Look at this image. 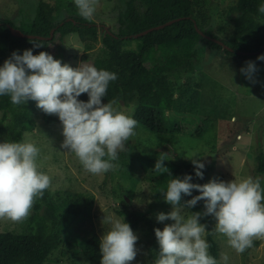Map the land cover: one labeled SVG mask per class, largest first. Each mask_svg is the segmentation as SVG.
Instances as JSON below:
<instances>
[{"label": "rangeland", "instance_id": "1", "mask_svg": "<svg viewBox=\"0 0 264 264\" xmlns=\"http://www.w3.org/2000/svg\"><path fill=\"white\" fill-rule=\"evenodd\" d=\"M40 1L0 0V22L27 28L24 24L35 20ZM44 1L55 7L57 21L80 16L74 0ZM236 3L237 0H209L210 20L206 29L224 41L233 33ZM130 4L144 7L143 0H99L93 19L100 27L96 37L82 41L77 32H71L39 49H48L54 58L73 68L81 62L93 66L95 58L107 53L102 42L105 29L118 33L129 30L126 14ZM197 47V65L190 73L191 103L161 111L162 132H152L138 124L126 150L119 152V159L113 162L117 166L106 173L85 171L74 153L65 152L61 147L64 137L58 116L47 115L40 109L31 114L26 123L27 138L40 149L38 163L51 177L50 190L63 192L67 202L68 191L89 190L95 196L90 219L79 217L66 228L61 246L46 264H90L81 252L82 245L92 233L102 238L107 232L109 225L103 223L105 216L123 219L116 210L123 208L126 198L130 203L127 209L147 214L133 229L139 236L136 245L139 252L130 264H153L156 255L151 257L150 249L152 241L156 240L154 229L164 223H174L171 220L160 223L156 219L158 213L172 210L161 194L167 190L170 176L167 172L153 170L161 152L167 153L165 161L199 158L207 168L203 184L213 178L231 181L257 175V155L264 151V61L256 63L258 71L254 78L257 82L252 83L240 72L246 66L242 60L228 56L223 49L211 50L203 41H199ZM118 103L130 109L133 117L135 103ZM196 129L201 135L195 134ZM143 163L150 164L148 171ZM191 212L194 211L183 209L182 214L187 217ZM28 218L21 222L0 220V231L26 233ZM216 238L220 247L218 261L221 253H225L229 257L228 264H264V240H255L253 247L237 253L224 235L216 233Z\"/></svg>", "mask_w": 264, "mask_h": 264}, {"label": "clouds", "instance_id": "2", "mask_svg": "<svg viewBox=\"0 0 264 264\" xmlns=\"http://www.w3.org/2000/svg\"><path fill=\"white\" fill-rule=\"evenodd\" d=\"M79 15L88 21L94 19L99 0H74ZM264 14V3L258 6ZM43 47L33 42V48ZM33 48L14 51L0 66V96H10L13 105L35 101L38 109L47 115L58 116L64 140L61 147L74 153L85 171L106 173L117 165L119 152L125 151L129 139L135 135L138 121L113 99L103 102L110 82L118 79L115 72L97 69L81 62L73 68L54 58L47 51L33 53ZM264 61V54L257 57ZM240 69L246 79L256 83L258 71L255 61H246ZM87 94V101L79 99ZM22 141L0 142V220H25L38 198L51 185V177L38 163L40 149L24 134ZM161 152L154 166L156 172H167ZM195 176L203 179L205 164L191 159ZM172 177V176H171ZM193 176L185 174L168 181L162 195L172 210L156 215L158 222L171 220L161 230L154 229L159 251L153 264H228L229 257L221 253L220 261L210 255L211 245L206 240L207 225L202 217L212 216L216 221L212 232L224 235L228 245L237 253L253 247L255 240H264V187L261 177L248 176L225 181L218 178L208 183H193ZM199 195L184 201L183 196ZM204 202L203 212L185 216L183 209ZM109 228L100 240V264H130L138 255L139 236L123 219L106 217Z\"/></svg>", "mask_w": 264, "mask_h": 264}, {"label": "trees", "instance_id": "3", "mask_svg": "<svg viewBox=\"0 0 264 264\" xmlns=\"http://www.w3.org/2000/svg\"><path fill=\"white\" fill-rule=\"evenodd\" d=\"M143 2V8L134 4L129 5L126 14L128 31L118 33L111 28L105 29L102 42L107 53L105 56L95 58L93 66L115 72L118 76L117 80L110 82L103 101L115 99L127 104L135 103L133 118L152 132L163 131L161 111L168 112L172 108H182L191 103L193 90L190 73L197 65L199 41L205 42L211 50L223 49L228 56L243 62L251 60L259 63L257 57L264 54V49L258 54L238 52L257 51L262 48L264 14L258 12V6L264 3V0H237L234 7L236 14L232 17V36L226 41L223 40L232 50L224 49L220 43L198 31L201 29L212 37L219 38L206 29L210 20L209 0H143ZM55 13V7L50 2L42 0L38 5L35 20L24 24L27 28L15 26L27 33L43 36H49L51 30L56 27L51 40L18 37L12 33L7 22L1 21L0 66L14 51L18 50L22 55L24 50L33 48V42L45 45L71 32H77L82 41L98 35L100 27L96 21H88L76 15L72 16V19L57 21ZM176 17L183 18L144 35L132 36ZM41 51L49 52L48 49L33 48L34 54ZM83 57H86V53ZM178 80L181 83L177 84ZM79 99L87 101L89 97L85 93ZM37 109L35 101L30 100L27 104L17 106L11 103L10 96H0V142L7 139L24 140V134L28 130L26 123ZM52 119L50 117V120ZM195 134L201 135L199 129L195 130ZM143 165L148 171L150 164ZM164 165L170 170L172 176L169 175L170 179L182 178L185 174L193 176V183L203 184L206 179L207 168L202 170L204 176L200 179L195 176V168L191 161H164ZM256 172L254 178L261 177L260 174L264 175L263 150L257 155ZM261 179L264 187V176ZM199 194V191L193 190L192 196H183L182 203ZM94 199V194L89 190L68 191L67 202L63 192L53 193L50 188L46 189L43 197L38 198L31 209L26 233L0 231V264H46L50 256L61 246L66 228L79 217L90 219ZM129 204L123 200V208L116 212L124 216L125 222L134 229L147 214L127 209ZM190 209L194 212H203L204 202L200 201ZM201 222L207 225L206 230L210 233L206 235L211 245L209 253L217 259L220 247L216 233L212 232L216 225L215 219L212 216L202 217ZM165 224H161V230ZM100 240L101 236L94 232L82 245L81 252L90 264H100ZM158 251L159 244L157 240H153L150 256H157Z\"/></svg>", "mask_w": 264, "mask_h": 264}, {"label": "water", "instance_id": "4", "mask_svg": "<svg viewBox=\"0 0 264 264\" xmlns=\"http://www.w3.org/2000/svg\"><path fill=\"white\" fill-rule=\"evenodd\" d=\"M181 18L183 17H176V18H172L164 23H161L159 25H155V26H152V27H149L139 33H136V34H133L132 36H135V37H138V36H141V35H144L152 30H155V29H160V28H163L167 25H170L172 23H174L175 21H178L180 20ZM68 19H72V17L68 18ZM1 24V23H0ZM9 27L12 31V33L18 37H27V38H39V39H46V40H51L54 36V32H55V29L56 27H54L52 30H51V33L49 36H43V35H39V34H33V33H27L25 31H23L22 29H20L19 27H15V26H12L9 24ZM108 29V28H107ZM198 31L205 37L209 38V39H212L214 41H217L218 43H220L224 49H229V50H232V48L226 44L222 39H219V38H215V37H212L211 35L205 33L204 31H202L201 29H198ZM109 32H111L109 30ZM264 49V44L262 46L261 49L257 50V51H243V50H240L238 51L239 54H248V53H252V54H258L261 52V50ZM127 201H129V198H126Z\"/></svg>", "mask_w": 264, "mask_h": 264}]
</instances>
